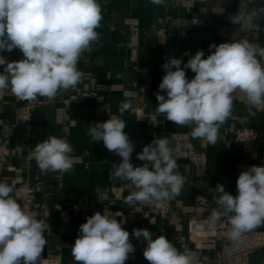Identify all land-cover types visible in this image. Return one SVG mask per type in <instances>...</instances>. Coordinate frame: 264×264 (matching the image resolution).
Instances as JSON below:
<instances>
[{
  "label": "crops",
  "instance_id": "crops-1",
  "mask_svg": "<svg viewBox=\"0 0 264 264\" xmlns=\"http://www.w3.org/2000/svg\"><path fill=\"white\" fill-rule=\"evenodd\" d=\"M103 20L96 29L99 40L85 51L78 69L85 78L75 88L62 90L54 101L39 97L35 102L20 101L10 90L0 95V141L11 154L0 165V180L7 179L14 185L15 194L23 192L27 184L42 182L34 196L36 218L45 220L50 231L45 233L46 246L42 264H74L71 248L79 228L88 216L95 212H119L117 220L130 234L133 229H147L155 234L163 232L180 250L187 247L198 253L200 264H225L215 260L216 250L196 249L187 233L189 218L208 219L215 207L213 194L222 184L225 191L237 195L236 180L242 171L252 165H264V110H255L248 116L246 99L237 93L230 118L219 129L215 146L193 139L191 129L166 121L157 111V92L165 75L164 63L170 57L187 63L197 50H203L205 58L210 54L209 45L230 42L234 34L239 37L238 25L229 18L242 15L260 25L259 31L246 33L247 37L264 46V0H166L165 5H153L149 0H99ZM255 13V17H253ZM198 20V24H192ZM165 25L170 34L163 45L152 40L153 31ZM134 43L136 58L130 57V45ZM214 51V49L212 50ZM185 52L189 55H183ZM7 61L19 60V49L0 53ZM4 66H0V72ZM195 73L186 70L188 79ZM161 94H165L161 92ZM130 99L133 108L122 115L126 122L124 131L134 145L131 162L142 166L137 158L152 138H168L175 143L190 142L191 151L202 153L205 164L198 170L188 159L190 151L177 157L178 172L184 177L181 195L168 200V212L164 217L151 204L125 201L133 189L128 181L109 177L111 165L121 162V157L109 152L102 141L93 142L88 127L105 122L110 116H120L119 106ZM29 116H27V108ZM248 116L247 123L241 119ZM140 118V119H138ZM238 128L252 129L259 143L248 148L236 140ZM54 135L65 138L76 158L74 170L42 173L31 149ZM16 148L19 150L16 151ZM13 166V171L7 170ZM57 204L60 206L56 208ZM49 213V215H48ZM264 227L251 232L262 231ZM221 239H217L219 243ZM135 253L125 264H149L140 249L146 246L143 238L130 237ZM249 264H264V250L250 255Z\"/></svg>",
  "mask_w": 264,
  "mask_h": 264
},
{
  "label": "clouds",
  "instance_id": "clouds-1",
  "mask_svg": "<svg viewBox=\"0 0 264 264\" xmlns=\"http://www.w3.org/2000/svg\"><path fill=\"white\" fill-rule=\"evenodd\" d=\"M149 3L165 5L166 0ZM102 20L99 0H0V53L19 49L23 54L13 61L0 55V66H4L0 95L10 90L20 101L35 102L39 97L54 101L62 90L75 88L85 78L78 62L99 40L96 29ZM229 20L243 35L210 44L206 58L203 50H197L183 67L181 59L168 58L156 94L157 111L166 121L189 127L193 139L213 146L219 140V129L232 118L237 93L246 99L248 116L255 115L254 109L264 110V46L245 35L259 31L260 25L242 15ZM188 69L195 73L192 79L186 76ZM132 108V101L125 99L118 109L120 116L89 126L88 134L93 142L102 141L109 152L121 157V162L111 165L109 177L130 182L128 187L133 190L125 204L137 202L160 209L181 195L185 179L178 172L177 157L193 145L154 138L137 154L143 165L135 166L131 162L134 145L121 118ZM248 116L241 123H247ZM73 151L67 139L49 135L31 149V155L42 173L64 174L74 170ZM236 188V196L219 183L210 188L215 207L208 216L213 227L227 220L230 227L224 235L234 244L264 227V165L242 171ZM117 215L105 210L86 218L71 248L74 264H125L135 253L130 233ZM48 231L45 220H38L18 203L14 185L6 178L0 180V264H42ZM131 235L146 242L143 256L149 264H200L197 252L178 249L165 235L153 239V233L142 228L133 229Z\"/></svg>",
  "mask_w": 264,
  "mask_h": 264
},
{
  "label": "built area",
  "instance_id": "built-area-1",
  "mask_svg": "<svg viewBox=\"0 0 264 264\" xmlns=\"http://www.w3.org/2000/svg\"><path fill=\"white\" fill-rule=\"evenodd\" d=\"M198 20H192V24H198ZM170 34L165 25L157 27L152 34V40L155 44L163 45L166 43ZM130 57L131 61L136 58V49L134 43L130 45ZM29 107L27 108V116H29ZM235 138L239 141L243 147L248 148L253 144L259 143L257 134L249 128H238L235 132ZM154 138L151 139V142ZM19 149L16 148V151ZM11 150L0 141V165H4L10 157ZM188 159L198 170H202L205 164V157L202 153L196 151H190L188 153ZM7 170L13 171V166H7ZM42 182L36 181L33 184H27L23 192L15 194L18 203H20L26 210L34 212L35 203L34 196L41 189ZM168 212V205L164 204L159 209L158 213L161 217H164ZM230 227L227 220L222 225L213 227L209 224L208 219L189 218L187 220V233L189 239L196 249L216 250L215 260L223 261L225 264H249L250 255L256 251L264 250V230L249 232L238 243L229 241L224 233ZM160 235H165L163 232H159L154 235L153 239ZM130 237H134L130 234ZM221 239L218 243L217 239ZM145 247V246H144ZM144 247L140 249L143 253Z\"/></svg>",
  "mask_w": 264,
  "mask_h": 264
}]
</instances>
